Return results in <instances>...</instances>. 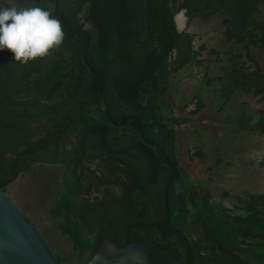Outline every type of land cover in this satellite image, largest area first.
<instances>
[{
  "label": "trees",
  "instance_id": "obj_1",
  "mask_svg": "<svg viewBox=\"0 0 264 264\" xmlns=\"http://www.w3.org/2000/svg\"><path fill=\"white\" fill-rule=\"evenodd\" d=\"M40 1L53 9L55 0ZM263 4L264 0H59L64 40L50 57L22 65L10 51L0 52L1 85H9V91L12 87V95H35L22 100L5 98L9 92L0 95V190L6 192L37 164L65 165L64 187L50 214L80 258H89L105 233L120 248L133 243L164 248L162 264H264V194L241 200L248 216L234 215L212 203L211 192L186 183L176 157L177 127L194 122L208 105L216 104L209 115H222L238 92L264 96V74L249 56L252 47L264 48V29L259 32L256 27ZM180 12L188 20L219 16L227 41L247 52L231 51L230 65L221 67L223 75L210 78L221 53L206 46L197 52L193 37L178 30ZM86 25L88 31L81 32ZM88 39L87 63L101 82L85 63ZM203 51L206 60L201 58ZM198 58L207 82L196 96L197 108L187 113L195 98L185 104L179 89L178 101L169 98L179 84L177 75ZM100 89L113 123L97 104ZM229 112L235 124L231 134L264 136V108L247 112L244 104ZM9 114L12 122L6 118ZM127 117L130 120L119 127ZM3 122L11 126L3 127ZM186 152L192 160L203 156L201 148L191 156L190 150ZM95 158L100 162L96 169L86 165L94 164ZM167 158L180 169L168 193V225L164 193L176 173ZM95 183L113 185L119 194L108 192L104 199L91 201L88 195ZM172 231L177 232L168 238ZM208 252L214 260L206 256ZM71 259L58 260L64 264Z\"/></svg>",
  "mask_w": 264,
  "mask_h": 264
},
{
  "label": "rangeland",
  "instance_id": "obj_2",
  "mask_svg": "<svg viewBox=\"0 0 264 264\" xmlns=\"http://www.w3.org/2000/svg\"><path fill=\"white\" fill-rule=\"evenodd\" d=\"M262 12L256 22L259 32L260 29H264V4ZM176 23L180 32L193 37L197 52L202 46H206L208 50L212 48L221 53L220 63L213 65L209 71L210 78L223 75L221 67L230 65L231 51L247 52L241 45L227 41L226 27L219 16L209 20L202 18L188 20L184 12H180L176 15ZM249 52L251 59L260 66L261 73L264 74V48L252 47ZM200 54L201 58L206 60L207 51ZM201 58L177 75L179 84L174 86L176 90L171 91L169 98L171 102L178 101L176 98L178 89L179 94H183L185 104L199 96L200 91H204L203 85L207 79ZM204 98H207L208 105L210 98L207 95ZM262 98L263 95L256 98L238 92L226 113L218 115L212 112L209 115L216 104L212 105V108L208 105L203 113L199 112L194 116V122L177 127L179 141L176 157L180 161V166L184 168L181 174L185 177L184 181L191 186L208 190L211 192L212 203L223 205L234 213L236 209H242L244 205L241 200L248 195L264 194V136L231 134L230 130L235 124L234 116L231 118L229 111L244 104L247 105V112L259 111L264 108V101L259 102ZM185 111L188 113V108ZM201 113L205 116L202 117ZM197 147L202 149L203 156L192 160L186 150L191 151V156L196 153ZM36 169V173L21 174L16 183L8 187L6 194L31 220L58 259L72 256V259L64 264H84L88 258H80L74 253L72 243L61 235L56 228V221L50 214V209L59 196L62 170L41 166Z\"/></svg>",
  "mask_w": 264,
  "mask_h": 264
},
{
  "label": "water",
  "instance_id": "obj_3",
  "mask_svg": "<svg viewBox=\"0 0 264 264\" xmlns=\"http://www.w3.org/2000/svg\"><path fill=\"white\" fill-rule=\"evenodd\" d=\"M59 11V0H55V18ZM81 32H86L84 29ZM78 32V31H76ZM76 32L72 33L67 40ZM90 48L88 39L84 52V59L87 68L98 76L91 66L87 63V54ZM102 113L113 123L106 99L99 90V99L97 101ZM131 117H127L119 127L124 126ZM141 136L145 140L143 131ZM155 148L163 151L159 146L152 144ZM170 167L176 173V177L171 179L165 188L164 204L166 210L167 225L170 220V208L168 204V193L172 184L179 178V166L174 165L167 158ZM167 227V226H166ZM177 231L168 234V238ZM166 231L162 235L165 238ZM186 242L188 240L185 238ZM164 248L146 247L140 243L128 244L118 247L108 236L103 234L96 244L90 257L84 264H162L164 261ZM0 264H61L57 256L49 248L46 241L42 238L34 224L25 215L21 208L6 194L0 190Z\"/></svg>",
  "mask_w": 264,
  "mask_h": 264
},
{
  "label": "clouds",
  "instance_id": "obj_4",
  "mask_svg": "<svg viewBox=\"0 0 264 264\" xmlns=\"http://www.w3.org/2000/svg\"><path fill=\"white\" fill-rule=\"evenodd\" d=\"M63 40L62 24L49 11L0 0V52L10 51L15 62L28 65L46 59Z\"/></svg>",
  "mask_w": 264,
  "mask_h": 264
},
{
  "label": "flooded vegetation",
  "instance_id": "obj_5",
  "mask_svg": "<svg viewBox=\"0 0 264 264\" xmlns=\"http://www.w3.org/2000/svg\"><path fill=\"white\" fill-rule=\"evenodd\" d=\"M12 2L13 3H15V4H17V5H19V6H24V7H42V8H44L45 10H50L51 9V11H52V16L55 18V3H54V7H53V9L52 8H49L45 3H42L40 0H12ZM59 12V11H58ZM83 14L84 13H80L79 15H78V17H80L81 18V21L83 22ZM57 19H58V14H57ZM90 28V26L89 25H86L85 26V28H82L81 30H85L86 32L88 31V29ZM67 40V39H66ZM6 56H8V53L6 54ZM12 71L15 73V69H12ZM16 74L17 75H20V73H17L16 72ZM6 86H9V85H6ZM6 86H3V85H1V80H0V95H3V93L4 92H9L8 94V96H5V98H8V99H12L14 96L15 97H19L18 99H21V98H23V97H26V96H35L34 94L33 95H29L27 92H25V93H22V92H20L19 94H17V95H12L11 94V92H12V87H11V89H10V91L8 90V88L6 87ZM22 100V99H21ZM21 100H19V101H21ZM11 109H13L14 108V105H8ZM16 108V107H15ZM32 110H34V108H31ZM35 111V110H34ZM22 111H20V107H17V113H21ZM10 122H12V118H13V115L12 114H9L7 117H6ZM18 125H22L23 124V121H21V122H18L17 123ZM16 125V124H15ZM14 125V126H15ZM33 126H34V124H32ZM11 126V124H5L4 122H3V127H10ZM13 126V127H14ZM31 126V124L30 123H28V127H30ZM25 135H27V133H25ZM41 137H42V135H40ZM21 137V135L20 136H18L17 138H20ZM34 139H36V138H34ZM72 140V142L74 143L75 142V138H72L71 139ZM66 149L67 150H70L71 149V145L69 144V145H67V147H66ZM91 161H94V164H88V163H86V165H89V166H91L93 169H96V165L97 164H100V162H99V160L97 159V158H95L94 160L92 159ZM39 166H41V167H52V168H60L61 170H62V175H61V186H60V189L59 190H61L62 189V187H64V185H62L63 184V182L65 181V178H64V175H65V173L66 172H68V169H67V167L65 166V165H61V164H54V163H40V164H37V165H35L34 166V168H33V170L31 171V172H29V173H36V168H38ZM75 169V166L74 165H72L71 167H70V169H69V172L70 173H72V171ZM24 174V173H23ZM177 191H178V193H182L183 191H182V189L179 187V186H177V189H176ZM87 191V189H86V184L84 183V192H86ZM110 193V194H112V195H118L119 194V190H118V188L117 187H115V186H113V185H98L97 183H95L94 185H92V187H91V191H90V194L88 195V197H89V199L91 200V201H94L95 199H98V200H102V199H104L105 198V196H106V194L107 193ZM231 211V210H230ZM231 213L232 214H234V215H241V216H248V214H247V212L242 208V209H236V211H235V213L233 212V210L231 211ZM198 235H202V234H199L198 233ZM183 236L187 239L188 237V235L186 234H183ZM202 237L204 238V236L202 235ZM189 243V242H188ZM206 254V256H208V257H210V258H212V260H214L215 259V256H214V254H212V253H210V252H208V253H205Z\"/></svg>",
  "mask_w": 264,
  "mask_h": 264
},
{
  "label": "built area",
  "instance_id": "obj_6",
  "mask_svg": "<svg viewBox=\"0 0 264 264\" xmlns=\"http://www.w3.org/2000/svg\"><path fill=\"white\" fill-rule=\"evenodd\" d=\"M197 108V101L188 105V112L194 111Z\"/></svg>",
  "mask_w": 264,
  "mask_h": 264
}]
</instances>
